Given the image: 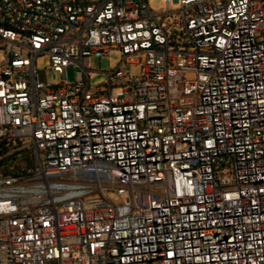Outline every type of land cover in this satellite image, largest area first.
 I'll return each mask as SVG.
<instances>
[{
	"label": "built area",
	"instance_id": "obj_1",
	"mask_svg": "<svg viewBox=\"0 0 264 264\" xmlns=\"http://www.w3.org/2000/svg\"><path fill=\"white\" fill-rule=\"evenodd\" d=\"M170 1L0 0V264H264V0Z\"/></svg>",
	"mask_w": 264,
	"mask_h": 264
},
{
	"label": "rangeland",
	"instance_id": "obj_2",
	"mask_svg": "<svg viewBox=\"0 0 264 264\" xmlns=\"http://www.w3.org/2000/svg\"><path fill=\"white\" fill-rule=\"evenodd\" d=\"M149 7L154 13H160L162 10L166 11V0H148ZM179 9L178 4L174 0L170 1V10L175 12ZM4 59V52L0 50V61ZM120 63V54L117 51H113L109 55V61L99 60V58L92 57L88 62V68L91 70L90 79L91 87L99 86L105 80V74L103 70H114ZM49 59L43 56L37 60V68L39 72V80L46 82L47 79L52 85H58L61 82V78L49 67ZM47 73V75H46ZM69 83L75 82V72L73 69L67 71ZM140 74V68L137 66L131 67V75L138 76ZM105 197L109 200H115L117 197L113 192H105Z\"/></svg>",
	"mask_w": 264,
	"mask_h": 264
},
{
	"label": "trees",
	"instance_id": "obj_3",
	"mask_svg": "<svg viewBox=\"0 0 264 264\" xmlns=\"http://www.w3.org/2000/svg\"><path fill=\"white\" fill-rule=\"evenodd\" d=\"M7 148L4 146V144H0V165H2L4 162H8L10 158H3L4 153L6 152Z\"/></svg>",
	"mask_w": 264,
	"mask_h": 264
},
{
	"label": "water",
	"instance_id": "obj_4",
	"mask_svg": "<svg viewBox=\"0 0 264 264\" xmlns=\"http://www.w3.org/2000/svg\"><path fill=\"white\" fill-rule=\"evenodd\" d=\"M76 195H77V193L72 192V193H70V194L65 195V196L63 197V199L70 198V197H73V196H76Z\"/></svg>",
	"mask_w": 264,
	"mask_h": 264
}]
</instances>
